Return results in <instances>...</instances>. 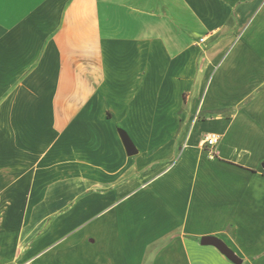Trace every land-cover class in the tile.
<instances>
[{
    "label": "crops",
    "instance_id": "crops-1",
    "mask_svg": "<svg viewBox=\"0 0 264 264\" xmlns=\"http://www.w3.org/2000/svg\"><path fill=\"white\" fill-rule=\"evenodd\" d=\"M0 264H264V0H0Z\"/></svg>",
    "mask_w": 264,
    "mask_h": 264
},
{
    "label": "water",
    "instance_id": "water-1",
    "mask_svg": "<svg viewBox=\"0 0 264 264\" xmlns=\"http://www.w3.org/2000/svg\"><path fill=\"white\" fill-rule=\"evenodd\" d=\"M125 145L127 147V151L129 155L135 154V147L132 144V142L126 138L125 139ZM202 244L204 245H214L217 248H219L223 253H225L227 256H229L231 259H237L234 253L219 239L214 238V237H205L202 239Z\"/></svg>",
    "mask_w": 264,
    "mask_h": 264
},
{
    "label": "built area",
    "instance_id": "built-area-1",
    "mask_svg": "<svg viewBox=\"0 0 264 264\" xmlns=\"http://www.w3.org/2000/svg\"><path fill=\"white\" fill-rule=\"evenodd\" d=\"M220 141V136L216 133L207 134L202 140V147L206 150L207 156L210 159H214L215 156V147Z\"/></svg>",
    "mask_w": 264,
    "mask_h": 264
}]
</instances>
